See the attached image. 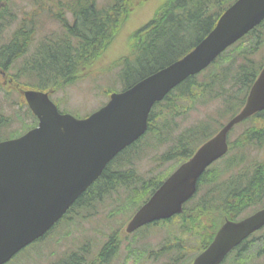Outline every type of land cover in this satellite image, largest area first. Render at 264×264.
Instances as JSON below:
<instances>
[{
	"label": "trees",
	"instance_id": "trees-1",
	"mask_svg": "<svg viewBox=\"0 0 264 264\" xmlns=\"http://www.w3.org/2000/svg\"><path fill=\"white\" fill-rule=\"evenodd\" d=\"M6 1L0 0V70L9 71V78L15 84L29 86L19 81L20 77H25L33 82L30 85L33 88L55 91L80 79L83 73L104 55L138 0H107L103 3H98L97 0H33L32 14H23L14 20V13L6 3L4 4ZM233 1L160 0L153 17L131 34L129 53L116 63L115 67L119 68L117 80L121 83V89L131 86L187 53L212 29L218 16ZM35 10L37 16L46 14L59 26L57 32L45 35L36 43L33 39L38 24L32 16ZM262 26L264 22L261 23L260 27ZM6 30L10 32L6 33ZM260 38L261 34L257 33L254 38L255 45L260 44ZM251 50L252 48L245 50L244 55ZM223 56L224 54L198 74L204 75L202 83L196 81L197 75L189 76L160 102L154 104L148 116L147 132L119 152L104 167L99 178L74 201L67 214L76 207L88 206L86 201L92 192H109L114 188V184H118L125 192L124 204L127 209L124 210H136L166 176L165 174L162 177L146 178L145 175L137 174L130 166L121 168L138 158L142 149L139 145L147 135L151 133L159 144H168L164 152L156 155L157 163L164 165L175 160L174 165H177L192 155L199 144L222 126L220 121L209 123V120L214 118L209 116L206 121L201 118L178 133H172L171 128L169 129L171 124L176 123L175 118L185 117L197 103H205L218 96L219 91L212 87L217 74L210 71L218 67ZM260 64H255V61L246 56L238 66L234 77L238 88L222 99L223 108L226 110L222 116L225 119L235 114L243 105L248 89L261 67ZM11 69L15 72L12 73ZM19 103L16 104L19 106ZM14 119H20L17 111L12 116L1 113L0 129L2 125H8ZM246 121H250V124L233 142H229L230 150L239 149L244 145L261 150L264 148V111L256 113ZM26 127L28 126L24 128ZM19 133L20 131H17L0 136V139ZM242 162L240 155H234L216 169V172L212 171V168L205 170L197 181L196 193L183 205L180 214L148 224L132 235L145 228L163 224L176 226L179 235L165 242L158 252H169L174 263H189L190 259L210 242L224 220L239 219L251 206H254L252 211L264 206V160L252 161L250 175L241 171L227 182V179L224 180V184L216 185L208 193H203L195 199L200 187L212 185L215 178L241 165ZM223 166L224 170L219 171ZM263 229L264 227L261 230ZM258 232L244 239L225 257L224 262L231 259L246 264V257L251 248L257 247L255 235ZM260 235L264 248V231ZM120 241L121 238L113 233L92 256L88 255V250L79 247L51 264H102L116 252ZM187 251L189 252L186 254ZM262 252L260 249L258 255Z\"/></svg>",
	"mask_w": 264,
	"mask_h": 264
},
{
	"label": "water",
	"instance_id": "water-1",
	"mask_svg": "<svg viewBox=\"0 0 264 264\" xmlns=\"http://www.w3.org/2000/svg\"><path fill=\"white\" fill-rule=\"evenodd\" d=\"M263 18L264 0H235L187 54L132 86L110 93L108 101L85 118L60 113L48 92L24 90L38 124L18 137L0 141V264L42 236L105 165L146 131L155 102L207 67ZM263 109L264 66L239 112L158 186L130 218L125 231L131 233L180 213L182 204L195 193L201 173L227 151L229 130ZM263 225L264 207L240 220L224 221L190 264H219Z\"/></svg>",
	"mask_w": 264,
	"mask_h": 264
},
{
	"label": "rangeland",
	"instance_id": "rangeland-1",
	"mask_svg": "<svg viewBox=\"0 0 264 264\" xmlns=\"http://www.w3.org/2000/svg\"><path fill=\"white\" fill-rule=\"evenodd\" d=\"M106 1L98 0V3ZM159 2L160 0H140L139 4L132 9L130 15L123 22L117 36L104 55L89 70L85 71L80 79L51 95L52 100L58 105V109L78 118L84 117L102 106L107 101L110 92L121 89V83L117 80L118 68L115 67L116 63L129 53V35L152 18ZM6 5L14 13L13 20L20 18L23 14L29 15L30 13L31 15L32 11H34L33 0H9V4L6 3ZM32 16H34V20L38 24L33 42L36 43L45 35L59 30L57 23L50 17L48 18L46 14L37 16V11L35 10ZM5 32L8 33L10 30ZM260 40V44L255 45L254 37L252 35L246 36L225 52L224 56L219 60L218 67H214L210 71V73L213 71L214 74H217L212 87L219 91L218 96L207 100L205 103H197L194 108L186 113L185 117L179 116L175 118L174 121L176 123L171 124V127H169L172 133H178L184 127L199 121L201 118L206 121V117L209 116L214 117L209 120V123L217 121L224 123L227 120V118L225 119L222 116L224 111H226L223 108L222 99L228 93L237 90L238 84H236L234 77L238 66L246 56L255 61V64H260V62L264 61V29ZM251 48V52L244 55V51ZM222 60L225 61L223 62ZM14 72L13 69L12 73ZM203 76L197 75L196 81L202 83L204 81ZM211 78L214 79L213 76ZM19 81L24 85L29 84V86H26L28 88L33 84L25 77H20ZM3 83V79L0 77V84ZM19 101V93L14 87H0L1 113L12 116L17 111L20 117V119H14L8 125L7 123L2 125L0 136H7L17 131L21 133L34 124V119L29 115L26 107L22 106L23 103L21 102L20 104ZM16 103L20 105L18 106ZM249 124L250 121L237 124L234 130L231 131L229 140L233 142ZM25 126L29 127L24 128ZM167 147V143L159 144L150 133L139 145V148L142 149L138 158L133 163L126 164L121 168L130 166L137 174L145 175L146 178L152 176L162 177L168 171H171L176 163L175 160L166 162L164 165L157 163L156 155L164 152ZM234 155L241 156L243 159L241 165L231 168L229 172L222 173L220 177L215 178L212 185L200 187L195 199L203 193H208L216 185L224 184V180L227 179V182L241 171L248 172L250 175L252 161H259L262 158L264 160V149L261 150L247 145L239 149H231L228 154L223 156V160L220 158L214 164L212 163L214 165H212V171L216 172V169L218 170L227 159ZM223 170L224 166L219 171ZM113 187L112 190L106 193L92 192L86 201L88 206L76 207L64 219L60 220L46 237L37 242L34 241L5 264H51L59 257L79 247L88 250V255L92 256L113 233H116L119 239L121 238V241L117 246L116 252L102 264H182L183 261L174 263L169 252H158L165 242L179 235L176 226L163 224L145 228L135 233V235L129 234L126 236L123 234V231H121L123 224L127 222L126 220H128L133 211L124 210L127 209L125 207L126 204H124V190L118 184H114ZM262 202L264 203V198ZM253 208L254 206L249 207L242 215H245V212ZM263 231L264 229L259 230L255 235L257 247L250 249L251 251L246 257V264H264V248L262 247L260 235L263 234ZM260 249L263 252L258 255ZM223 264H240V262L228 259Z\"/></svg>",
	"mask_w": 264,
	"mask_h": 264
}]
</instances>
